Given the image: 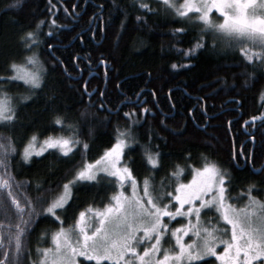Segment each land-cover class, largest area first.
I'll list each match as a JSON object with an SVG mask.
<instances>
[{
  "label": "trees",
  "instance_id": "16d2710c",
  "mask_svg": "<svg viewBox=\"0 0 264 264\" xmlns=\"http://www.w3.org/2000/svg\"><path fill=\"white\" fill-rule=\"evenodd\" d=\"M147 2L155 14L137 11L130 6V0H116L117 9L110 17L113 0H51V3L22 0L17 6H12L13 0H0V76H10L11 62L23 63L24 57L31 54L19 37L34 29L38 21H45L40 32L43 42L39 46V58L47 71L38 95L34 100L22 101L20 94L26 92L27 86L19 80L6 81L0 88V92L9 93L18 108L19 119L0 127V133L11 136L16 146L11 162L15 180L30 185L20 189L22 202L23 195L34 194V182L38 180L42 181L43 188L49 189L43 193L45 197L58 196L63 183L71 179L77 167L84 161L92 162L115 142L117 124L124 127L127 122L124 112L135 109L139 116L145 106L155 116L153 119V115H148L145 128L151 125L167 141L166 145L158 138L152 141V150L159 145L165 154L163 168L152 173L157 183L176 164L200 167L202 157H208L229 167L236 182L232 195L244 197L237 201L238 205L246 203L249 184H255L252 194L264 199V171H260L264 169V120L260 118L264 113L261 95L264 69L258 67L260 61L255 58L249 61L238 48L226 55L197 49L189 63L183 51L195 42L200 26L182 20L171 9L165 11L156 0ZM119 7L130 15L118 40L123 18ZM136 15L145 16L146 23H138ZM214 18L219 19L217 15ZM53 19L56 25L50 29ZM101 24L105 25L104 32L100 31ZM180 27L186 30L185 34L174 36L173 29ZM49 43L52 49L48 48ZM53 53L62 63H54ZM101 59L105 63H100ZM174 62L185 67L172 69ZM85 86L93 93L91 97L85 94ZM101 91L104 96L100 95ZM53 94L55 99H46ZM90 100L95 102L94 107L89 105ZM101 101L105 108L100 107ZM113 105L119 118L115 114L109 116L105 110L112 109ZM56 112L66 117L64 125L51 122ZM162 115L167 128L160 126ZM254 116L258 117L255 121L251 119ZM70 124L74 126L69 127ZM143 131L138 137L139 143L132 145L135 150L130 153L129 161L138 180L150 175L152 168L140 147L147 140ZM33 132L37 133L38 142L47 135L67 137L75 132L82 141H88L90 148L83 155L82 150L73 149L75 155L58 162H55L56 156L61 154L50 149L25 163L20 153ZM241 151L250 153L251 160L245 163L246 157L240 156L234 161L233 154ZM188 153L190 160L186 159ZM50 165H54L51 171ZM183 178L190 179L187 170ZM81 185L69 201L72 207L63 222L65 227L89 205L102 207L115 187H107V181L99 184L83 181ZM12 210L15 211L14 205ZM0 222L7 224L4 218ZM60 226L61 222L51 214L36 218L26 240L31 260L36 264L42 255L36 249L52 247V234ZM176 226L179 225L174 222L170 227ZM25 264L31 262L25 261Z\"/></svg>",
  "mask_w": 264,
  "mask_h": 264
},
{
  "label": "snow or ice",
  "instance_id": "6c2138e0",
  "mask_svg": "<svg viewBox=\"0 0 264 264\" xmlns=\"http://www.w3.org/2000/svg\"><path fill=\"white\" fill-rule=\"evenodd\" d=\"M21 2L13 0L12 6ZM156 2L165 11L171 9L182 20L196 22L200 26L195 42L183 51L189 63L197 49H210L217 55H226L238 48L249 61L253 58L259 60L258 67L264 69V0ZM130 6L137 11L155 14L147 0H130ZM114 9H117L116 0L109 8L110 17ZM118 10L123 13L117 34L119 40L130 14L122 7ZM214 15L222 19L214 18ZM135 19L138 23H146L145 16L136 15ZM44 23V20L38 21L34 29L25 31L19 37L23 47L31 54L24 57L23 63L11 62L13 72L10 76H0V88L6 81L24 82L27 90L20 94V99L25 102L34 100L38 95L47 71L39 58V46L43 42L40 32ZM53 25H56L54 19L50 21L49 28L52 29ZM99 27L101 32L105 31V25ZM185 32L183 27L173 29L174 36ZM48 48L52 49L53 45L49 43ZM53 58L54 63H62L54 53ZM100 63L105 61L101 59ZM26 65H31V68ZM178 66L185 67L176 62L171 64L172 69ZM84 91L89 97L93 95L88 92L87 86ZM100 95L104 96V92L101 91ZM261 95L264 97V93ZM46 99H55V95ZM89 105L94 107L95 102L90 100ZM100 107L105 108L103 101ZM105 110L109 116L115 114L119 118L115 105ZM148 115L155 118L152 109L146 106L141 108L139 116L135 109L124 112L123 118L127 122L124 127L117 124L115 142L111 147L92 162L84 161L81 167H77L71 179L63 183L62 192L51 199L43 195L49 189L43 188L42 181L38 180L34 182V194L23 195L21 201L20 189L30 185L15 180L11 162L16 146L11 136L0 133V218L7 220L6 225L0 222V264H25V261L36 264L31 260L26 240L36 218L44 214H51L61 222V226L52 234L54 247L36 249L38 254L42 253L39 264H264V199L252 194L255 184L248 185L246 203L238 205L237 201L244 197L232 195L236 182L229 167L208 157H202L200 167L176 164L174 170L161 176L157 183L152 173L163 168L165 154L159 145L153 151L152 141L158 138L164 140L165 145L167 141L151 125L145 128ZM257 118L254 116L251 119L255 121ZM260 118L264 120V113ZM17 119L18 108L12 103V97L7 92H0V127L12 125ZM65 120L64 115L56 112L51 122L64 125ZM160 126L167 128L163 115ZM141 129H144L143 135L147 140L140 147L152 168L149 169L150 175L138 180L129 161L130 153L135 150L132 145L139 143ZM37 138V133L33 132L20 153L25 163L31 162L33 155L41 156L48 149L58 150L61 154L56 156L55 162H58L61 158L70 159V154L75 155L73 149L82 150L83 155L90 148L88 141H82L75 132L67 137L47 135L40 148L35 146ZM125 156L127 159L122 163ZM240 156L246 157L245 163L251 160V154L244 151L233 154V160L238 161ZM186 159H191L190 153L186 154ZM53 166L50 165V171ZM186 170L190 179L183 178ZM83 181L97 184L107 181V187H115L111 188L112 194L107 203L102 207L89 205L65 227L63 222L72 207L69 201L74 191H79ZM13 205L15 211L12 210ZM86 212L92 215L86 216ZM177 217L181 220L176 221ZM184 218H187L186 223ZM174 221L179 226L170 227Z\"/></svg>",
  "mask_w": 264,
  "mask_h": 264
},
{
  "label": "rangeland",
  "instance_id": "374dc122",
  "mask_svg": "<svg viewBox=\"0 0 264 264\" xmlns=\"http://www.w3.org/2000/svg\"><path fill=\"white\" fill-rule=\"evenodd\" d=\"M180 2H182V0H177V3H180ZM218 16V15H217ZM219 17V19H222V17H220V16H218ZM26 67H29V68H31V65H26ZM41 143H42V141L41 142H38V141H36L35 142V146H36V148H40V146H41ZM48 150H50V149H48ZM46 152V151H45ZM33 156H35V155H33ZM123 161H124V157H122V163H123ZM141 187H142V185H141ZM88 215H92L91 213H88V212H86V216H88ZM93 219H95L94 218V216H93ZM177 219H180V217H177L176 218V220ZM184 220H185V223L187 222V218H184ZM175 222V221H174ZM173 222V223H174ZM172 223V224H173ZM171 226V225H170ZM187 239H188V237L187 236H185V240L187 241ZM173 244H174V241H173ZM55 245H54V243H53V246L52 247H54ZM165 247H167V245H164ZM217 264H219V262H217Z\"/></svg>",
  "mask_w": 264,
  "mask_h": 264
}]
</instances>
